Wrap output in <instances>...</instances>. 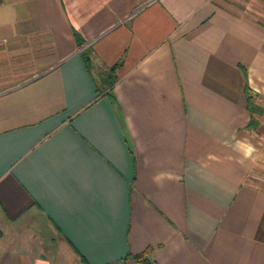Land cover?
I'll list each match as a JSON object with an SVG mask.
<instances>
[{"label": "crops", "instance_id": "1", "mask_svg": "<svg viewBox=\"0 0 264 264\" xmlns=\"http://www.w3.org/2000/svg\"><path fill=\"white\" fill-rule=\"evenodd\" d=\"M263 217L264 0H0V264H264Z\"/></svg>", "mask_w": 264, "mask_h": 264}, {"label": "trees", "instance_id": "2", "mask_svg": "<svg viewBox=\"0 0 264 264\" xmlns=\"http://www.w3.org/2000/svg\"><path fill=\"white\" fill-rule=\"evenodd\" d=\"M77 42L78 45H82L84 41H81L79 39V37L77 38ZM89 48H85L83 49V57L85 60V63L87 64L88 67H91V57L89 54ZM117 67V65H115L114 67H112V70H115V68ZM245 72L246 69L244 68ZM113 75V74H112ZM111 77V74L108 76V78ZM109 80V79H108ZM115 83V81L109 80L107 84L108 87L113 86ZM106 86V87H107ZM245 95H246V107L249 109V111L252 113V117L249 121V123L247 124L248 128H255L258 126V119L255 117V113L260 114L262 113V108L261 106H259L256 102V94L252 93L248 84H246L245 86ZM258 237L264 241V217L262 219V223L261 226L259 228L258 231ZM136 262H138L139 264H153V261L151 260L150 256L148 255V251H144V253H139V254H134V255H130Z\"/></svg>", "mask_w": 264, "mask_h": 264}, {"label": "rangeland", "instance_id": "3", "mask_svg": "<svg viewBox=\"0 0 264 264\" xmlns=\"http://www.w3.org/2000/svg\"><path fill=\"white\" fill-rule=\"evenodd\" d=\"M50 227V226H49Z\"/></svg>", "mask_w": 264, "mask_h": 264}]
</instances>
